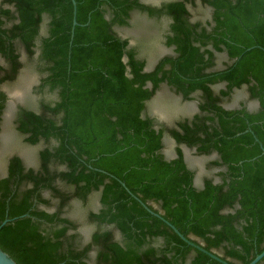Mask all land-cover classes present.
Here are the masks:
<instances>
[{
	"label": "trees",
	"instance_id": "1",
	"mask_svg": "<svg viewBox=\"0 0 264 264\" xmlns=\"http://www.w3.org/2000/svg\"><path fill=\"white\" fill-rule=\"evenodd\" d=\"M200 1L213 8L211 30L190 22L195 0L159 8L75 0L72 32L71 0H0V131L9 99L1 85L16 79L23 54L38 74L32 90L42 95L37 110L18 105L14 115L25 142L44 144L37 165L12 154L0 175V224L8 219L0 249L17 264H223L166 221L230 264H247L264 249V0ZM136 9L172 19L165 42L176 56L151 72L117 31ZM221 51L233 61L210 70ZM223 81L225 90L212 88ZM162 82L185 99L198 93L206 114L169 134L200 154L217 150L207 167L225 166L221 182L197 188L179 150L174 159L162 154L167 128L144 113ZM244 84L257 110L222 108ZM96 192L99 206L86 213L94 228L80 243L79 223L64 213Z\"/></svg>",
	"mask_w": 264,
	"mask_h": 264
},
{
	"label": "rangeland",
	"instance_id": "2",
	"mask_svg": "<svg viewBox=\"0 0 264 264\" xmlns=\"http://www.w3.org/2000/svg\"><path fill=\"white\" fill-rule=\"evenodd\" d=\"M188 9L192 14L193 19H205L208 16L209 9L197 1L194 5H188ZM163 24L156 23L154 20H148L142 15H133L130 25L128 27H119L117 31L124 37H127L130 46L137 50L140 56L146 59L155 60L164 52L160 46V39L163 36ZM23 67L19 71L15 80L6 82L1 85V88L8 94V102L3 112L1 119L0 131V175L5 173L6 160L12 154L19 155L25 165H37V153L40 148L44 146L42 142L38 144H29L24 141V136L20 134L14 126L15 109L18 105L26 106L37 110L39 101L42 95L35 93L32 87L38 82V74L35 71L32 62L27 60L23 54L21 57ZM225 54L218 55V67L223 65L226 61ZM46 99L50 98L49 94H45ZM245 97L244 89H239L235 92L228 103L236 105L240 98ZM192 103V102H191ZM185 104L180 101V98L168 90V88L160 89L158 93L153 96L146 103V112L149 115H159L162 119L170 122L172 119L186 112ZM168 152V151H167ZM206 158L201 157L197 160V165L204 168ZM208 171V170H207ZM46 196L47 193H46ZM98 193H92L85 203L74 200L69 207L66 208L65 215L70 219L79 223L80 243L87 242L94 226L89 224L86 220V213L89 210H97ZM55 208V205L48 207L49 210ZM120 238L119 234H116ZM156 240L155 243H160ZM94 251H91L88 261L92 262L94 259Z\"/></svg>",
	"mask_w": 264,
	"mask_h": 264
},
{
	"label": "flooded vegetation",
	"instance_id": "3",
	"mask_svg": "<svg viewBox=\"0 0 264 264\" xmlns=\"http://www.w3.org/2000/svg\"><path fill=\"white\" fill-rule=\"evenodd\" d=\"M168 1H171V0H139V2L142 3L143 5L154 7V8L155 7L159 8L163 3H166ZM197 1H199V3L204 5L207 9H209L208 10L209 13H208L207 18H205V19H193L192 14H191L190 22H193V23L199 22L201 25H204L207 30H211V28L214 26L213 19H212L213 8L208 4L202 3L200 0H195V3ZM189 5H191V4H189ZM192 5H194V4H192ZM133 15H135V16L136 15H142V16H145L146 19H148V20H154L156 23H160V24L162 23L163 24L164 30H163V36L160 39V46H161V49L164 53L153 61L151 60V58H150V60H148L145 57L140 56L139 53L137 54L138 58L144 60V62H145V66H144L143 70L145 72H151L155 68V66L157 65L159 60L162 59L163 57H166V56L174 57V56H176L175 46L167 45L165 42V37H166L167 33H169L168 32L169 31V25L172 22V19L166 15L155 16V15H150L147 10L141 11V10L136 9V10L131 12L129 24L127 26H122V27H128L130 25V21H131ZM128 46L131 47L130 42H129ZM222 53L226 55L227 60L222 62L223 65L221 67H218V55L222 54ZM215 59H216L215 66H213V68H211L210 70H222L233 61V60H229L227 57V54L225 52H222V51L221 52H215ZM146 86L150 87L151 85H150V83H147ZM247 87H248V84H244L240 88L233 87L231 89L230 94L228 96H225L223 101L220 102V105L222 106V108H224L226 110L244 108L246 111H249V112L257 110V108L259 107V100L257 98H251L250 97V95L247 92ZM165 88H168V90L170 92H172L174 95H176L180 98V101L186 105L185 106L186 112L179 115L178 117L172 119L170 122H167V120L162 119L158 114L157 115L156 114L150 115L151 117H153L156 127L160 126V127H166L167 128V130H164L163 135H162V148H161L162 154L165 156L166 159H174V158H177L178 150H179L182 154L183 161L185 162L187 168L190 169L193 173L192 183H193V186H195L197 188L204 187L205 180H211L215 184L221 182L222 178L218 173L225 170V166L222 165V166H213L210 168L207 167L208 162L219 159V153L217 152V150H213L212 152H210L208 154H202V153L200 154V153H198L196 146H189L184 142L178 143L169 134V129L176 128V129L180 130V126L178 125V123L180 121H191L195 114H201V115L206 114V113H201V111L199 109V101L197 99L198 93L192 94L191 99H185L181 94L176 93L174 88H172L167 82H162V83H160L159 87L157 88V90L155 91L153 96H155L160 89H165ZM212 88L215 91H219L221 89L225 90L226 89V83L224 81L215 83L212 85ZM239 89H244L245 97L240 98L236 105L229 104L228 103L229 99L232 98L233 95L235 94V92L238 91ZM150 99L146 100V102H145V109H144L145 114H147L146 103ZM216 123L217 122L212 121V122H209L208 124L209 125H216ZM185 152H188L189 154H191L193 156L192 157V159L194 161L193 163L191 161H189L190 163L188 164L187 158L185 156L186 155ZM201 157H204L207 159L203 169L200 168L196 164L197 160H199V158H201Z\"/></svg>",
	"mask_w": 264,
	"mask_h": 264
},
{
	"label": "water",
	"instance_id": "4",
	"mask_svg": "<svg viewBox=\"0 0 264 264\" xmlns=\"http://www.w3.org/2000/svg\"><path fill=\"white\" fill-rule=\"evenodd\" d=\"M72 4H73V16H72V29L71 31L73 32L74 26L76 25V2L75 0H71ZM262 153L264 154V148L262 147ZM158 215V214H157ZM8 221V219H5L1 222L0 227L2 225H4L6 222ZM171 227L172 229L183 239L185 240L189 245H192L193 247L203 251L204 253H206L207 255H209L210 257L219 260L220 262H222L223 264H230L225 260H222L218 255L214 254L213 252L207 251L205 250L201 245H198L192 241H190L189 239H187L186 237H184L177 228H175L172 224H170L168 221H166ZM264 257V249L258 253L250 262H248L247 264H257L262 258ZM0 264H17L5 251H3L2 249H0Z\"/></svg>",
	"mask_w": 264,
	"mask_h": 264
},
{
	"label": "crops",
	"instance_id": "5",
	"mask_svg": "<svg viewBox=\"0 0 264 264\" xmlns=\"http://www.w3.org/2000/svg\"><path fill=\"white\" fill-rule=\"evenodd\" d=\"M185 153H186L185 156H186V158H187V162H188V164L190 163L189 161H191V162L193 163V162H194L193 159H192L193 156H192L191 154H189L188 152H185ZM192 165H193V164H192Z\"/></svg>",
	"mask_w": 264,
	"mask_h": 264
}]
</instances>
